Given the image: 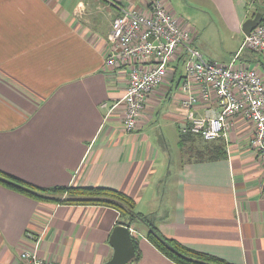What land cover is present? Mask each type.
<instances>
[{
    "label": "crops",
    "instance_id": "crops-1",
    "mask_svg": "<svg viewBox=\"0 0 264 264\" xmlns=\"http://www.w3.org/2000/svg\"><path fill=\"white\" fill-rule=\"evenodd\" d=\"M201 1L235 42L230 59L264 74L260 56L240 48L245 0ZM148 3L0 0V171L41 188L117 189L190 250L229 264H264V189L249 122L241 115L230 120L223 159L195 160L192 142L181 149V124L207 105L182 107L175 61L136 129H123L127 71L106 66L107 35L116 6L145 12ZM117 219L109 207L38 202L0 185V264H23L24 252L58 264H103L113 254ZM129 229L139 251L132 264H175L148 242L143 223Z\"/></svg>",
    "mask_w": 264,
    "mask_h": 264
},
{
    "label": "built area",
    "instance_id": "built-area-1",
    "mask_svg": "<svg viewBox=\"0 0 264 264\" xmlns=\"http://www.w3.org/2000/svg\"><path fill=\"white\" fill-rule=\"evenodd\" d=\"M148 2L145 12L116 6L119 13L107 35L106 66L127 71V87L121 99L124 131L136 129L149 96L165 80L169 66L178 61L183 70L179 90L186 95L182 107L192 112L198 105H207L202 115H187L180 134H192L204 142H227L232 118L241 115L253 127L249 142L261 165L264 189V74L236 61V57L227 65L205 59L193 47L190 30L179 25L161 0ZM240 48L255 52L264 61V23L244 36ZM116 107H109V112ZM101 108H108V104ZM21 259L23 264H58L34 252L22 253Z\"/></svg>",
    "mask_w": 264,
    "mask_h": 264
},
{
    "label": "trees",
    "instance_id": "trees-1",
    "mask_svg": "<svg viewBox=\"0 0 264 264\" xmlns=\"http://www.w3.org/2000/svg\"><path fill=\"white\" fill-rule=\"evenodd\" d=\"M253 1L245 0L247 12H249L250 5H252ZM256 2L257 7L253 11V14L260 12L264 21V0H258ZM241 50L248 51L244 48ZM189 135L192 134H180L179 144L182 149L184 144L192 142L191 153L197 158L195 160L214 161L226 157V148L221 140L195 143V140L192 139L193 137H188ZM184 150L186 151V149ZM0 185L38 202L48 201L60 205H91L112 208L118 213L117 225L130 228L136 222L143 223L147 228L146 239L148 242L175 264H229L220 258L190 250L176 240L165 237L148 217L136 211V202L134 199L117 189L84 186L41 188L1 171ZM63 195L66 196L64 199L56 197ZM132 241L135 256L129 264L136 263L139 259V251L135 238Z\"/></svg>",
    "mask_w": 264,
    "mask_h": 264
},
{
    "label": "rangeland",
    "instance_id": "rangeland-1",
    "mask_svg": "<svg viewBox=\"0 0 264 264\" xmlns=\"http://www.w3.org/2000/svg\"><path fill=\"white\" fill-rule=\"evenodd\" d=\"M256 1L258 0H254L250 5L248 18L254 15L253 11L257 7ZM161 2L172 15L177 17L178 22L180 20L185 28L190 30L195 40L194 46L200 49L205 59L215 60L220 64H228L232 55L230 56L227 50L233 48L235 42L230 38L225 24L216 16L209 5L201 0H161ZM180 22L179 25L182 26ZM263 23L264 21H262ZM249 52L256 54L253 51ZM182 73L183 70L179 69L178 75ZM56 197L64 199L66 196ZM141 230L143 232V229Z\"/></svg>",
    "mask_w": 264,
    "mask_h": 264
},
{
    "label": "water",
    "instance_id": "water-1",
    "mask_svg": "<svg viewBox=\"0 0 264 264\" xmlns=\"http://www.w3.org/2000/svg\"><path fill=\"white\" fill-rule=\"evenodd\" d=\"M262 21L263 16L260 12L255 13L251 18H247L241 26L244 36H248ZM109 244L113 249V254L103 264H129L133 260L135 250L131 231L128 227L116 225L109 236Z\"/></svg>",
    "mask_w": 264,
    "mask_h": 264
}]
</instances>
